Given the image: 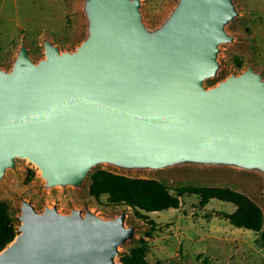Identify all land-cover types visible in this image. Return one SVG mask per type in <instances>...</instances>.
Instances as JSON below:
<instances>
[{
  "label": "water",
  "instance_id": "obj_1",
  "mask_svg": "<svg viewBox=\"0 0 264 264\" xmlns=\"http://www.w3.org/2000/svg\"><path fill=\"white\" fill-rule=\"evenodd\" d=\"M87 35L74 51L45 40L35 62L22 43L0 67V180L27 160L45 187L84 188L101 164L159 171L224 167L264 179V78L219 79L218 55L235 38L233 0H178L149 29L141 0H84ZM209 82H216L209 86ZM127 212H39L22 200L15 240L0 264H117L132 241Z\"/></svg>",
  "mask_w": 264,
  "mask_h": 264
},
{
  "label": "rangeland",
  "instance_id": "obj_2",
  "mask_svg": "<svg viewBox=\"0 0 264 264\" xmlns=\"http://www.w3.org/2000/svg\"><path fill=\"white\" fill-rule=\"evenodd\" d=\"M233 1L239 16L226 29L235 41L220 47L218 80L239 75L249 66L264 78V0ZM177 2L141 0L145 25L149 29L158 28ZM83 7L84 0H0V67L5 71L12 68L22 43L35 62L44 58L45 40L61 51H74L87 35ZM99 171L160 183L171 196L178 198L180 206L155 213L139 211L137 215L130 207L111 204L107 195L95 198L89 186L91 177ZM32 174V180L26 183ZM45 184L40 171L29 161L20 159L16 169L8 170L0 180V202L8 205L16 232L22 200L29 201L39 212L53 206L62 214L87 208L104 219L127 212V226L135 227L136 234L119 248L117 264H123L120 259L140 246L146 250L147 264H264V247L257 241L264 232V220L260 233L235 228L225 219L236 211L235 204L216 198L202 204L199 194L187 191L231 189L247 196L264 215V179L257 173L200 166L130 171L101 164L90 172L83 189L72 186L48 189Z\"/></svg>",
  "mask_w": 264,
  "mask_h": 264
},
{
  "label": "trees",
  "instance_id": "obj_3",
  "mask_svg": "<svg viewBox=\"0 0 264 264\" xmlns=\"http://www.w3.org/2000/svg\"><path fill=\"white\" fill-rule=\"evenodd\" d=\"M215 84L216 82L208 83L209 86ZM32 178L33 174L26 179V183H29ZM89 191L95 198L107 195L111 204L130 207L137 215H140L139 211L155 213L178 209L180 206L178 198L171 196L166 187L160 183L132 180L103 171L96 172L91 177ZM187 191L199 194L202 204H206L214 198L235 204L236 211L226 215V221L238 229L255 233L262 231L263 211L247 196L223 188L189 189ZM13 222L14 219L11 217L8 205L5 202H0V252L18 235V232L13 229ZM257 241L264 247V232ZM145 252L146 250L142 246L134 248L129 255L123 256L120 262L123 264H147L144 260Z\"/></svg>",
  "mask_w": 264,
  "mask_h": 264
}]
</instances>
